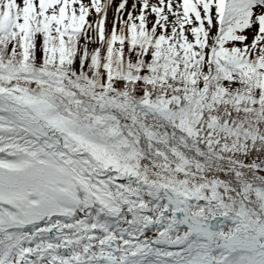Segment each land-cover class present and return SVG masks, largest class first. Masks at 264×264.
Returning a JSON list of instances; mask_svg holds the SVG:
<instances>
[{
    "label": "snow or ice",
    "instance_id": "snow-or-ice-1",
    "mask_svg": "<svg viewBox=\"0 0 264 264\" xmlns=\"http://www.w3.org/2000/svg\"><path fill=\"white\" fill-rule=\"evenodd\" d=\"M0 264H264V0H0Z\"/></svg>",
    "mask_w": 264,
    "mask_h": 264
}]
</instances>
